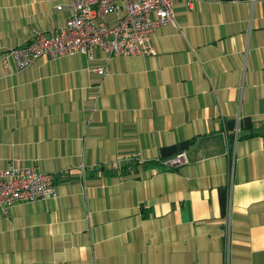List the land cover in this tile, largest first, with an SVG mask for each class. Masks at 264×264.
<instances>
[{
	"label": "crops",
	"instance_id": "1",
	"mask_svg": "<svg viewBox=\"0 0 264 264\" xmlns=\"http://www.w3.org/2000/svg\"><path fill=\"white\" fill-rule=\"evenodd\" d=\"M173 13L153 55L20 71L5 53L61 30L68 0H0V171L56 191L0 210V264H264V0Z\"/></svg>",
	"mask_w": 264,
	"mask_h": 264
},
{
	"label": "built area",
	"instance_id": "2",
	"mask_svg": "<svg viewBox=\"0 0 264 264\" xmlns=\"http://www.w3.org/2000/svg\"><path fill=\"white\" fill-rule=\"evenodd\" d=\"M191 0H68L71 16L56 33L34 34L23 48L5 53L2 61L11 57L18 70H24L34 61H57L77 54L93 60L96 49L107 59L117 56L154 54L150 38L162 25H175L173 5ZM58 9H62L61 6ZM112 17L113 19H110ZM94 73L105 75L104 68ZM185 163L180 153L164 162L166 168ZM56 191L50 174H40L32 167H14L0 171V210L17 203H32L55 199ZM224 264H231L228 250Z\"/></svg>",
	"mask_w": 264,
	"mask_h": 264
},
{
	"label": "rangeland",
	"instance_id": "3",
	"mask_svg": "<svg viewBox=\"0 0 264 264\" xmlns=\"http://www.w3.org/2000/svg\"><path fill=\"white\" fill-rule=\"evenodd\" d=\"M143 55H151V54H143ZM174 168H176V167H174ZM174 168H172V169H174Z\"/></svg>",
	"mask_w": 264,
	"mask_h": 264
}]
</instances>
